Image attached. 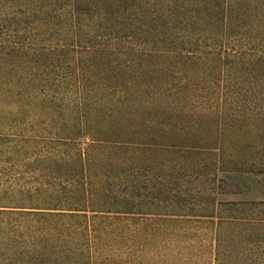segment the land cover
Segmentation results:
<instances>
[{"label":"trees","instance_id":"16d2710c","mask_svg":"<svg viewBox=\"0 0 264 264\" xmlns=\"http://www.w3.org/2000/svg\"><path fill=\"white\" fill-rule=\"evenodd\" d=\"M0 264H264V0H0Z\"/></svg>","mask_w":264,"mask_h":264}]
</instances>
